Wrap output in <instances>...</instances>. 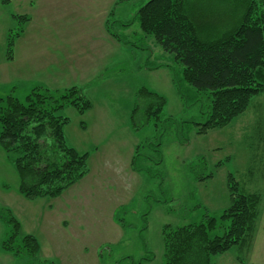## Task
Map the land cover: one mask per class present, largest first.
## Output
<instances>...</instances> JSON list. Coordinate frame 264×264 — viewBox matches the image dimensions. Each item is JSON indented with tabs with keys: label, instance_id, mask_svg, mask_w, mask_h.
Segmentation results:
<instances>
[{
	"label": "rangeland",
	"instance_id": "obj_1",
	"mask_svg": "<svg viewBox=\"0 0 264 264\" xmlns=\"http://www.w3.org/2000/svg\"><path fill=\"white\" fill-rule=\"evenodd\" d=\"M118 1L119 6L105 18L100 17L96 0L0 1V96L14 95L25 101L37 83L35 78L52 89L84 85L98 112L103 110L99 112L102 123L110 127L99 130V124H88L84 129V116L66 107L67 139L80 152L91 154L88 166L92 172L85 182L56 197L26 198L19 190V173L0 144V208L10 209L21 223V234L34 235L41 245L37 262L26 256L22 262L162 264L163 227L200 221L207 212L219 217L231 205L232 176L240 192L260 196L259 212L250 246H233L215 256V264H264V93L253 97L248 109L229 125L198 133L197 123L205 120L208 110V92L197 91L184 81L181 63L164 52L153 36L142 32L134 20L138 5L132 10L139 0ZM189 2L205 12L210 8L226 11L230 6L218 0ZM18 15L29 20L20 21ZM211 17L218 16L213 12ZM119 21L132 22L125 26ZM23 26L12 52L14 62L13 57L7 58V36ZM108 31L132 42L135 51L119 49L117 62L104 73L100 66L110 50L108 45L122 48L124 44ZM26 47L37 55L34 70L19 61L18 54ZM148 62L151 68H162L151 69ZM99 71L91 82L83 80L86 74ZM111 71L116 75L108 83L105 80ZM68 73L73 77L68 78ZM175 73L179 87L168 78ZM141 86L165 96L166 104L159 120L134 131L131 111ZM136 144L143 154L139 162L150 173L130 167ZM96 150L99 153L94 154ZM201 175L209 176L199 179ZM86 188H96L100 195L89 196ZM61 217L71 223L67 229L71 234L65 239L56 233ZM78 221L83 224L74 228ZM6 224L8 232L10 225ZM223 232L220 227L213 234ZM50 234L55 237L51 239ZM98 250L99 263L94 257Z\"/></svg>",
	"mask_w": 264,
	"mask_h": 264
},
{
	"label": "trees",
	"instance_id": "obj_2",
	"mask_svg": "<svg viewBox=\"0 0 264 264\" xmlns=\"http://www.w3.org/2000/svg\"><path fill=\"white\" fill-rule=\"evenodd\" d=\"M218 1L230 6L226 11L210 8L205 12L194 9L189 0H148L134 18L145 35L153 36L164 52L181 63L184 81L197 91L208 92L205 120L197 123L200 134L229 125L248 109L253 97L264 93V0ZM213 12L218 17H210ZM229 14L233 17L227 18ZM17 18L29 20L25 15ZM23 29L8 34L7 58L13 57ZM174 83L179 87L176 73ZM25 99L0 96V144L19 173V190L26 198L56 197L89 173V153L67 141L65 128L70 120L63 109L72 106L85 113L93 103L80 86L52 89L37 85ZM165 104V96L141 86L131 113L133 128L137 131L159 120ZM140 148L136 147L132 167L150 173L139 162ZM229 187L231 205L219 217L207 212L200 221L163 227L162 264H215L214 257L233 246H250L261 198L240 192L232 176ZM0 218L10 225L3 249L37 262L38 239L21 234V223L10 209L0 208ZM220 227L223 234H213Z\"/></svg>",
	"mask_w": 264,
	"mask_h": 264
},
{
	"label": "crops",
	"instance_id": "obj_3",
	"mask_svg": "<svg viewBox=\"0 0 264 264\" xmlns=\"http://www.w3.org/2000/svg\"><path fill=\"white\" fill-rule=\"evenodd\" d=\"M0 1H6V0H0ZM90 2H93L94 3V0H90ZM96 2L98 3V9L100 10V12H101V16L100 17H102V18H105V17H107V15L108 14H110L111 13V10L113 9V7H115V6H119V3H120V1H118V0H96ZM144 1L143 0H139V2H137V3H135V4H133V8H132V10H134V8H137V5H138V7L140 8L144 3H143ZM146 3V2H145ZM138 8V9H139ZM137 9V10H138ZM210 17H211V15H209ZM135 18V17H134ZM119 22H121V21H119ZM123 24H126L125 22H121V25H123ZM126 26V25H125ZM108 33H109V31H108ZM110 34V33H109ZM111 35V34H110ZM111 36H113V35H111ZM146 36H148V35H146ZM117 41H119L120 43H124L123 44V47L122 48H119V45L117 46V44H113V43H111V44H109L108 45V48L110 49V50H108V52L106 51L105 52V54L103 55V57H102V63H101V66L100 67H104V70L102 71V72H104V73H107L108 72V69H110V70H112V67L114 66V65H112L111 66V63H114V62H117V60L115 59V57H116V55H117V52H119V49H121V51L123 50V49H126L127 51L130 49L132 52H134L135 51V49H133L134 47H133V44H132V42H130V41H128V42H126V40L124 41L122 38H121V40L120 39H118V37H114ZM108 40H112V38H108ZM116 40H114V42L116 43ZM126 42V43H125ZM128 43H130V44H128ZM123 54V53H122ZM15 57H16V55H14V57H13V61L14 62H16L17 60H15ZM18 57H21L22 59L21 60H19V61H21L22 62V64L25 66V67H28V68H30L31 70H34L36 67H37V63H38V60H37V55L36 54H33V49H31V47H26L25 49H24V53L23 54H18ZM18 61V62H19ZM147 66V65H146ZM148 66L150 67V65H149V62H148ZM99 67V68H100ZM148 67V69L150 70V68ZM155 69V70H158V69H160V68H162V66H159V65H156L155 67H152L151 69ZM73 73H76V72H73ZM101 73V71H99V72H90V73H88V74H86L85 75V77L83 78V80H88V82H91L92 80H93V78L95 77V76H97L98 74H100ZM115 76L116 75V73L115 72H112L111 71V75L110 76H108L107 78H106V82H108V83H112V76ZM174 75V74H173ZM67 76H68V78L69 77H73V76H70V74L68 73L67 74ZM31 77L33 78L34 76L33 75H31ZM168 78H169V81L171 80L172 82H173V80H174V76H173V78H172V76H171V74H169V76H168ZM167 79V78H166ZM38 80V81H37ZM34 81H36L37 83H35L36 85L35 86H37V85H43V86H48V85H45V83L43 84L42 82H44L43 80H41V79H34ZM167 81H168V79H167ZM57 84H59V82L57 83ZM34 86V87H35ZM78 86V85H77ZM80 87H82L83 88V86H81V85H79ZM33 87V88H34ZM32 88V89H33ZM53 88H56V89H60L61 87L58 85V87H53ZM31 91V90H30ZM29 91V92H30ZM83 91H84V88H83ZM93 91V90H92ZM85 93V92H84ZM93 93H94V91H93ZM86 95V94H85ZM87 96V95H86ZM87 98L89 99V100H91L88 96H87ZM135 100H136V96H135ZM91 102H92V100H91ZM136 102V101H135ZM93 103V106L88 110V111H86L85 113H80L79 111H77L74 107H72V106H67V107H72L78 114H80V115H83L84 116V121H82V128H84V129H86L87 128V126H88V124L91 126L92 124H94V127H97V124H99V126L97 127V128H99V130H108L110 127L108 126V123H102L103 121H104V118L99 114V112H101V111H103V110H99V112H98V110L96 109V106H95V104H94V102H92ZM135 105V104H134ZM134 107V106H133ZM105 108H106V106H105ZM107 108H108V110H110V108L107 106ZM65 109H66V107L63 109V112L65 111ZM132 110H133V108H132ZM131 113H132V111H131ZM65 114V113H64ZM66 115V114H65ZM67 116V115H66ZM130 124H131V126H132V129L134 130V131H136L134 128H133V125H132V122H131V119H130ZM104 125H107V126H104ZM127 126H128V124H127ZM67 127V126H66ZM112 129H114V128H112ZM65 130H66V128H65ZM67 137V136H66ZM67 141H68V139H67ZM68 143H69V141H68ZM69 144H71V143H69ZM72 145V144H71ZM132 146V145H131ZM133 146H135V147H133V149H132V151H131V160H130V167L132 168V160H133V157H134V154H135V150H136V147L138 146V144H136V145H133ZM97 153H99V150H96L95 151V153L94 154H97ZM90 160H91V154H89V160H88V163H90ZM133 169V168H132ZM134 170V169H133ZM135 171V170H134ZM91 172H92V170L90 169V171H89V173L85 176V177H83L81 180H79L77 183H75L74 185H72L71 187H73V186H75V185H80V183H83V182H85L89 177H90V174H91ZM71 187H69V188H71ZM68 188V189H69ZM68 189H66V190H68ZM65 190V191H66ZM86 190L88 191V195L89 196H96V195H100V193L98 192V190L95 188L94 190L92 189V190H90L89 188H86ZM94 199V198H93ZM96 199V198H95ZM60 210H64V206H63V208L62 207H60ZM112 218H114V213H112ZM61 221L60 222H57L58 224H57V226H56V233L58 234V236H62L64 239H65V235L66 234H71V231L70 232H67L68 230L67 229H69V226H70V222H69V220L68 219H66V218H63V217H61ZM85 223V222H84ZM5 224H6V222L2 219V218H0V264H28L27 262H22V257H23V255L22 254H19V255H15L14 253H12V252H8V251H5L4 249H3V247H2V242L5 240V238H6V235H7V227H5ZM83 224V222H81V221H78V222H75V225H73V227L74 228H78L80 225H82ZM112 224H115L116 226H119L118 224H116L114 221L112 222ZM7 225V224H6ZM74 232L76 233V232H78V231H76V230H74ZM53 234H55V233H53ZM57 236V235H56ZM55 237V235H51L50 234V238L51 239H53ZM99 254V250L98 251H95V253H94V257H95V259L98 261V263H99V259H98V255ZM29 264H32L31 262H29Z\"/></svg>",
	"mask_w": 264,
	"mask_h": 264
}]
</instances>
